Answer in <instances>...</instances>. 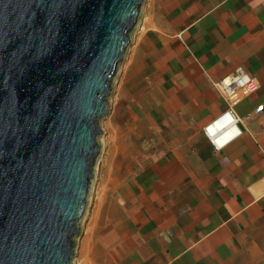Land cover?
Returning a JSON list of instances; mask_svg holds the SVG:
<instances>
[{
	"label": "crops",
	"instance_id": "0c3cea01",
	"mask_svg": "<svg viewBox=\"0 0 264 264\" xmlns=\"http://www.w3.org/2000/svg\"><path fill=\"white\" fill-rule=\"evenodd\" d=\"M137 23L73 264H264V0H145ZM239 66L257 87L215 147Z\"/></svg>",
	"mask_w": 264,
	"mask_h": 264
},
{
	"label": "water",
	"instance_id": "95a60500",
	"mask_svg": "<svg viewBox=\"0 0 264 264\" xmlns=\"http://www.w3.org/2000/svg\"><path fill=\"white\" fill-rule=\"evenodd\" d=\"M144 1L0 0V264H73Z\"/></svg>",
	"mask_w": 264,
	"mask_h": 264
},
{
	"label": "built area",
	"instance_id": "2783aa9c",
	"mask_svg": "<svg viewBox=\"0 0 264 264\" xmlns=\"http://www.w3.org/2000/svg\"><path fill=\"white\" fill-rule=\"evenodd\" d=\"M216 86L219 87L222 95L229 104V109L226 110L223 114H221L219 118L215 120V122L206 126L205 133L208 138H210L215 147H219L231 141L238 133L237 126L241 120L235 112V103L250 94L251 91L257 86L255 77L246 70H244L241 66L237 67L233 74L228 75L227 77L218 81ZM263 109L264 104L258 106L256 108V112L261 113ZM219 120L229 122L233 131V133H231L230 135V138L221 145H218L216 140L219 138H223V136L226 134L225 129H227V126L221 128L219 127L217 130L214 131L213 134L210 131V127L219 122Z\"/></svg>",
	"mask_w": 264,
	"mask_h": 264
},
{
	"label": "bare ground",
	"instance_id": "6f19581e",
	"mask_svg": "<svg viewBox=\"0 0 264 264\" xmlns=\"http://www.w3.org/2000/svg\"><path fill=\"white\" fill-rule=\"evenodd\" d=\"M230 125L231 124H229V122H224V121L219 120V122H217L216 124L210 127V131L213 134L214 131L217 130L219 127L221 128V127L227 126V129H225L226 134L223 136V138H219L216 140L218 145L225 143V141H227L230 138L231 133H233L232 127Z\"/></svg>",
	"mask_w": 264,
	"mask_h": 264
},
{
	"label": "rangeland",
	"instance_id": "374dc122",
	"mask_svg": "<svg viewBox=\"0 0 264 264\" xmlns=\"http://www.w3.org/2000/svg\"><path fill=\"white\" fill-rule=\"evenodd\" d=\"M101 123H102V121H101ZM102 139H103V135H100L99 136V138H98V140L100 141V143H102ZM97 166H98V164H96V168H95V170L97 169ZM95 182V179L93 180V182H92V184H91V193H90V195H89V199H88V205H89V203H90V201H91V199H92V195H93V192H94V183ZM87 205V211H86V213H85V215H84V217L82 218V221H81V227H83V222H84V220H85V217H86V214L88 213V210H89V206ZM76 261V258H74L73 259V263Z\"/></svg>",
	"mask_w": 264,
	"mask_h": 264
}]
</instances>
